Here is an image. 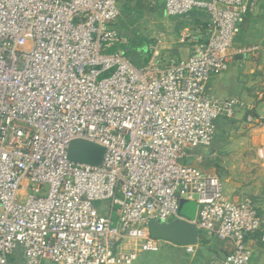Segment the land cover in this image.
<instances>
[{
  "label": "built area",
  "instance_id": "built-area-1",
  "mask_svg": "<svg viewBox=\"0 0 264 264\" xmlns=\"http://www.w3.org/2000/svg\"><path fill=\"white\" fill-rule=\"evenodd\" d=\"M121 2L0 0V264H134L174 245L149 224L183 220V202L200 240L229 243L222 264H254L257 203L229 199L221 177L186 160L212 146L219 120L264 98L207 94L235 55L264 56V44L233 53L258 0H164L170 17L205 14L206 38L186 58L144 67L110 50L122 41ZM75 140L103 147L102 164L71 162Z\"/></svg>",
  "mask_w": 264,
  "mask_h": 264
},
{
  "label": "crops",
  "instance_id": "crops-1",
  "mask_svg": "<svg viewBox=\"0 0 264 264\" xmlns=\"http://www.w3.org/2000/svg\"><path fill=\"white\" fill-rule=\"evenodd\" d=\"M260 2L264 4V0ZM157 4L164 9V0H158ZM255 16L256 13L249 16L241 26L240 33L234 43V54L244 48L256 44H264V25L256 24L257 19L254 18ZM201 32L199 31L197 37L201 42L197 46H194L191 51H185L186 55L193 54L205 40L206 30L204 29ZM154 60L169 62L179 61L181 59L173 60L167 58V56L163 59L162 53L156 50L149 63ZM261 92L264 95V56L235 55L234 63L231 65L229 71L221 76L212 78L207 85V94L211 98L220 101L239 98L248 104H252L255 103L258 94ZM251 115L254 118L253 123L249 122ZM226 121L229 120L226 119ZM230 122L235 124L240 134L242 132H245V134L240 135L236 140L230 141L228 145L224 144L223 147H220L225 152V155H222L221 161L228 170L221 177L224 192L229 199L236 202L241 201L244 197L252 198L257 203L260 213L264 214V198H258L257 195H254L256 191L253 188L244 185V181L247 180L246 178L249 174L248 165L253 160L251 151L255 150L257 156L260 148L257 142L259 140L262 143L260 135L264 131V98L262 101L256 102V108L251 114H239L235 119L230 120ZM256 146L259 148L257 147L258 149H255L254 147ZM207 149H209L207 154L199 155V157L193 155V150H191L186 163L193 164L204 171L215 174L213 168H207L206 162L207 160H215L219 155L217 152L212 151V149ZM229 154L232 155L229 156ZM257 159H259L258 156ZM180 215L183 220H195L196 211L194 206L183 202L181 204ZM259 238L260 235L258 234L249 239L254 264H264V244L260 242ZM206 240H200L197 245H193V254H188L183 246L167 245L177 251L176 264H222L224 256L230 249L229 243L214 239L210 241ZM127 245L132 246L131 243ZM139 259L140 255L134 264H142Z\"/></svg>",
  "mask_w": 264,
  "mask_h": 264
},
{
  "label": "rangeland",
  "instance_id": "rangeland-1",
  "mask_svg": "<svg viewBox=\"0 0 264 264\" xmlns=\"http://www.w3.org/2000/svg\"><path fill=\"white\" fill-rule=\"evenodd\" d=\"M260 1L258 0L254 18L257 19L256 24L264 25V4H261ZM158 5L156 2L155 6H151L148 0H122L120 3L121 17L114 25L122 41L113 46L110 49L111 52L122 53L124 56L125 53L139 45L143 51H151L152 55L156 50L161 52L163 59L166 56L173 60L188 57L190 54L186 55L185 51H191L201 42L197 37L199 31L203 32L205 29L206 15L195 13L187 17H170ZM217 125L216 138L210 150L217 152L219 156L213 161L207 160L206 164L208 169L213 168L215 174L222 177L228 170L221 161L225 152L220 147H223L224 144L228 145L230 141L236 140L245 132L240 134L239 129L230 120L221 119ZM260 137L262 143L258 140L257 145L262 148L264 147V131ZM258 146L254 148L258 149ZM208 150L207 148H196L193 149L192 154L199 157V155H206ZM251 155L253 160L248 165L249 174L244 185L253 188L256 191L254 195H257L258 198H264V159H257L258 155L256 156L255 150L251 151ZM176 252V249L164 243L157 253L140 254L139 261L142 264H176ZM11 261L14 264H20L16 258H12Z\"/></svg>",
  "mask_w": 264,
  "mask_h": 264
},
{
  "label": "water",
  "instance_id": "water-1",
  "mask_svg": "<svg viewBox=\"0 0 264 264\" xmlns=\"http://www.w3.org/2000/svg\"><path fill=\"white\" fill-rule=\"evenodd\" d=\"M104 154L103 147L83 140L71 142L68 150V158L71 162L90 166H100ZM149 232L153 239L178 246L197 245L200 241L199 230L187 220H175L167 224L150 222Z\"/></svg>",
  "mask_w": 264,
  "mask_h": 264
},
{
  "label": "trees",
  "instance_id": "trees-1",
  "mask_svg": "<svg viewBox=\"0 0 264 264\" xmlns=\"http://www.w3.org/2000/svg\"><path fill=\"white\" fill-rule=\"evenodd\" d=\"M126 1H130V0H126ZM124 56L135 66L144 67L149 64L152 58V52L143 51L139 45H136L134 49L125 53Z\"/></svg>",
  "mask_w": 264,
  "mask_h": 264
}]
</instances>
